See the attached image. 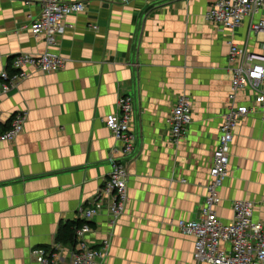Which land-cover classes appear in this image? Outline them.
<instances>
[{
	"label": "crops",
	"instance_id": "0c3cea01",
	"mask_svg": "<svg viewBox=\"0 0 264 264\" xmlns=\"http://www.w3.org/2000/svg\"><path fill=\"white\" fill-rule=\"evenodd\" d=\"M67 1L83 2L86 10L68 17L73 28L49 47L24 29L40 14L36 0H0V73L21 53L52 52L67 62L0 96V128H9L18 114L27 116L23 134L0 143V264H39L34 249L56 246L60 226L81 206L93 205L112 159L127 163L129 201L115 228L104 214L94 219L92 242H111L105 264H192L194 239L177 223L199 220L206 199L231 103L230 42L264 57V30L250 32L248 21L234 31L212 24L206 13L217 0ZM122 95L135 105L132 157L123 155L105 123L119 112ZM181 96L191 99L193 121L175 144L168 119ZM254 97L246 89L236 103L252 104ZM228 168L216 209L220 219L232 222L233 203L248 200L254 220L264 223L259 113L235 129ZM60 252L59 264H69V247Z\"/></svg>",
	"mask_w": 264,
	"mask_h": 264
},
{
	"label": "built area",
	"instance_id": "2783aa9c",
	"mask_svg": "<svg viewBox=\"0 0 264 264\" xmlns=\"http://www.w3.org/2000/svg\"><path fill=\"white\" fill-rule=\"evenodd\" d=\"M129 3L132 0H114ZM154 1V0H150ZM40 14L24 27L33 36H43L49 47L58 44V39L72 25L66 19L86 10L83 2L67 0H36ZM264 9V0H217L208 9L206 19L219 28L234 31L245 21L249 22L250 32L264 30V19H258ZM264 57L251 55L234 42H230L229 65L232 75L231 103L226 109L221 126L219 143L213 153L210 170L211 181L201 208L199 220H180L179 232L194 239L192 264H264V223L254 220L255 205L248 200L233 203V220L223 222L217 212L222 203L220 188L228 177L230 154L234 142V131L245 117L259 113L264 123V91L260 89L264 80ZM66 60L59 54L45 52L39 56L17 54L10 67L0 73V96L9 95L20 83L37 73L52 74L63 70ZM11 70V71H10ZM246 89L255 93L252 104H237V94ZM119 112L107 116L106 127L121 145L124 156L132 157L136 152L137 138L132 130L135 111L134 100L122 95L118 102ZM27 116L18 114L7 129L0 128V143L14 142L25 130ZM193 121V107L190 98L181 96L168 119L171 141L182 142ZM112 171L104 181L93 205L81 206L77 219L83 226L77 230V243L71 264H105L109 257L111 242L103 240L96 246L90 236L94 226L90 223L99 215L106 213L110 226H114L124 215L129 201L127 163L112 159ZM264 205V198L261 202ZM39 264H59V256L52 250L35 249Z\"/></svg>",
	"mask_w": 264,
	"mask_h": 264
},
{
	"label": "trees",
	"instance_id": "16d2710c",
	"mask_svg": "<svg viewBox=\"0 0 264 264\" xmlns=\"http://www.w3.org/2000/svg\"><path fill=\"white\" fill-rule=\"evenodd\" d=\"M11 71V70H10ZM83 221L82 220H68L64 224H62L58 230L57 238H56V243L63 245V246H69V247H74L76 244V230L78 228H81L83 226ZM92 226H94V223H90ZM43 248L47 251H50L49 246H44L40 247Z\"/></svg>",
	"mask_w": 264,
	"mask_h": 264
},
{
	"label": "rangeland",
	"instance_id": "374dc122",
	"mask_svg": "<svg viewBox=\"0 0 264 264\" xmlns=\"http://www.w3.org/2000/svg\"><path fill=\"white\" fill-rule=\"evenodd\" d=\"M191 100V99H190ZM126 209H127V207H126ZM78 213V212H77ZM104 215H106L107 216V218H108V221H109V224H110V219H109V216L106 214V213H103ZM126 214V211H125V213H124V215ZM102 215V214H101ZM123 215V216H124ZM123 216L118 220V222L112 227V226H110L111 228H115V226L120 222V220L123 218ZM73 220H79V219H77V215H76V217L73 219ZM92 222H94V220L92 221ZM78 230H79V228H78ZM94 230H95V228H94ZM94 232V231H93ZM75 238H76V243H77V230H76V234H75ZM90 240H91V238H90ZM92 241V240H91ZM62 246L63 245H60V244H56V246H49L50 247V250H52V252L54 253V254H56L57 256H59V257H61L60 256V251H61V248H62ZM96 246H98V245H96ZM66 247H69V246H66ZM75 247H76V244H75V246L72 248V247H69V249H70V254H68V261L69 262H67V263H69V264H71V261H72V258H73V254H74V252H75ZM36 249H41V248H36ZM35 250V249H34ZM61 261V260H60Z\"/></svg>",
	"mask_w": 264,
	"mask_h": 264
}]
</instances>
